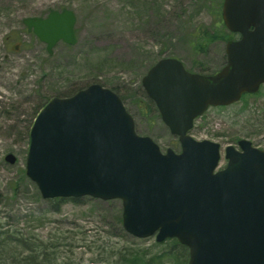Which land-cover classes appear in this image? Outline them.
Masks as SVG:
<instances>
[{
    "label": "water",
    "instance_id": "obj_1",
    "mask_svg": "<svg viewBox=\"0 0 264 264\" xmlns=\"http://www.w3.org/2000/svg\"><path fill=\"white\" fill-rule=\"evenodd\" d=\"M222 18L240 35L226 44L223 69L190 73L165 58L142 80L179 153L139 136L120 96L99 84L41 108L29 130L26 175L43 199L121 200L129 235L177 239L189 249L188 264H264V150L243 139L240 150L226 148L227 165L218 170L221 145L189 135L210 107L230 106L264 85V0H224ZM76 21L65 9L24 24L51 55L60 41L77 43Z\"/></svg>",
    "mask_w": 264,
    "mask_h": 264
},
{
    "label": "rangeland",
    "instance_id": "obj_2",
    "mask_svg": "<svg viewBox=\"0 0 264 264\" xmlns=\"http://www.w3.org/2000/svg\"><path fill=\"white\" fill-rule=\"evenodd\" d=\"M223 1L0 0L1 232L17 231L39 249L46 264H115L123 251L147 259L169 251L172 245L158 244L155 236L137 239L125 232L120 200L83 198L74 204L43 199L26 175L29 129L51 98L99 84L123 99L140 136L150 137L163 152H180L178 138L162 121L142 80L165 58L180 60L191 72L220 71L227 62L226 42L200 50L197 36L199 31L221 32ZM64 9L77 17V43L60 42L50 55L23 21ZM190 135L221 145L219 169L227 165L225 149L239 148L240 140L262 149L264 86L230 107L209 109ZM9 154L17 159L13 165L5 160ZM21 249L0 258L4 264H24L29 252ZM176 259L163 256L154 264H177Z\"/></svg>",
    "mask_w": 264,
    "mask_h": 264
},
{
    "label": "trees",
    "instance_id": "obj_3",
    "mask_svg": "<svg viewBox=\"0 0 264 264\" xmlns=\"http://www.w3.org/2000/svg\"><path fill=\"white\" fill-rule=\"evenodd\" d=\"M220 26H221L220 33L213 31L212 35L209 34L205 35L202 31L198 32L197 38L199 41H201L199 45L200 50H205L213 42L216 41L227 42L235 38V35L229 33L226 30L223 23H221ZM151 104L149 102L148 105L151 106ZM52 201L65 202L64 199H57ZM69 201H71L74 204H79L82 201V199H70ZM2 229L3 227L0 226V256L8 255V253H12V255H17L16 252H20L18 249L22 248L25 252H29L28 253L29 255L27 256V258H25V261L23 262L24 264H46L47 260L44 259L42 253L37 252L39 249L30 247L28 245L29 244L28 240L25 237L23 238L22 235H20L17 231L14 230L1 232ZM165 243L172 245L168 252H162L154 255V257L151 259H147L145 256L136 254L134 251H131V253H129L130 251H123L119 255V260H117L115 264H124L122 260L126 257L129 258L127 264H154L155 260L160 259L163 256H168L169 258H173L174 260L177 258L176 259L177 264H188L189 251L187 247L181 245L176 239H169L165 241ZM41 257L43 258L41 259ZM0 264H4L2 258H0Z\"/></svg>",
    "mask_w": 264,
    "mask_h": 264
},
{
    "label": "flooded vegetation",
    "instance_id": "obj_4",
    "mask_svg": "<svg viewBox=\"0 0 264 264\" xmlns=\"http://www.w3.org/2000/svg\"><path fill=\"white\" fill-rule=\"evenodd\" d=\"M246 97V96H245ZM244 98V97H243ZM264 150V147L262 148Z\"/></svg>",
    "mask_w": 264,
    "mask_h": 264
}]
</instances>
